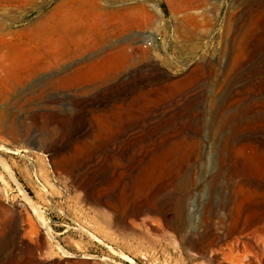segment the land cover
<instances>
[{"label": "rangeland", "instance_id": "1", "mask_svg": "<svg viewBox=\"0 0 264 264\" xmlns=\"http://www.w3.org/2000/svg\"><path fill=\"white\" fill-rule=\"evenodd\" d=\"M44 1L45 4L41 8H35L31 5L32 0H0V22L9 26L11 31L23 35L22 41L12 46L13 50L15 48L19 52L21 64L18 70L20 76L14 71L9 78L13 84L10 98L19 93L23 94L30 84H35L37 78L40 80L44 75L38 73L18 83L30 67L29 64L39 63L44 55H49L52 60L61 63L70 50L83 49L90 38L105 30H108L110 35L108 40L98 47V51L128 39L126 52L134 57V64L141 65L140 61H136L142 57L153 59L159 65L162 59H167L174 67L172 70L175 72L172 75L176 81L165 85L157 81L159 79L149 81L144 78L135 84L128 83L126 74L131 69V62L117 58L121 55L120 51L106 55L102 60L103 62L110 56H115L118 60L108 67L112 72L110 76L106 70L101 69L100 76L84 83L56 81L40 91L26 94L18 101L12 98L8 102V99L2 98L8 80L0 79V118H12L15 125L29 127L36 136L47 134L55 141H59L63 136L64 139L67 138L65 145L52 154L41 147L38 140L30 143L19 137L13 139L4 131H0V221H8L15 212L24 216L27 213L34 222L37 216H43L52 228L51 234L45 236L47 244L57 259L64 258L58 247L66 250L71 258L69 264H87L91 261L106 264L110 260L115 264H201L202 260H195L193 254L190 255L197 249L192 241L196 225L198 226L210 199L215 201L216 194L209 193L206 181L194 184L197 176L196 164L186 166V156H179L175 165L163 156L155 160L156 164L149 165V157L158 156L159 151L155 149L158 140L149 134V128L157 125H149L148 122L168 117V122L158 123L159 136L165 138L171 132L192 127L196 118L202 117L203 121L207 117L206 107L214 79L223 70L226 55L220 57L210 74L207 64L198 59L200 50L191 56L187 51L178 49L179 44L184 41L173 25L174 18L181 20L185 17L186 23H190L192 15L197 17L198 21L201 20L200 34L197 35L196 42L202 49L222 48L224 42L219 36L226 17L232 15L233 22L236 20L238 23V31L243 36L246 50L252 51L251 59L246 62L251 66L237 77L238 87L236 86L235 91L239 89L237 98L240 100L237 105L227 106L224 113L228 115L239 112L245 104L255 101L264 107V92L258 93L256 89L257 83L262 80L259 76L264 73V1ZM186 3L190 5L188 9L180 8L181 4ZM54 7L59 11V20L53 22L46 19L43 25H38L37 30L45 35L44 40L50 38L51 41H35L32 38L33 26H30V23L47 15ZM7 10L14 12L16 18L5 16ZM99 18L102 23H99ZM28 49L32 51L26 52ZM259 54L260 56H257ZM65 64L67 62L63 65ZM160 66L161 70H167L166 66ZM191 66L195 69L190 72ZM246 66L247 64H244L239 69L243 70L242 67ZM193 92L195 94L190 100L191 103L188 101L181 106L177 105L182 101L183 95ZM232 94L228 92L227 96L232 97ZM83 98L94 100L81 105ZM259 109L260 107L253 109L249 114L239 113L238 118L234 119L227 116L229 126L227 125L228 129L224 131L227 145L232 143L231 145L238 147L242 142L251 143L248 139L241 141L236 137V133L243 131L246 126L264 125V114ZM74 114H82L81 117L87 121V125H92L91 132L82 136H71L68 133ZM153 114L155 118L152 117ZM233 121H236V124ZM209 143L210 141H204L205 155H210ZM212 153L213 156L209 159L215 161L217 155L215 156L213 150ZM72 171L84 172L88 179L87 195L72 185ZM162 190L168 192L171 204L169 218H166L168 221L165 224L161 222L164 227L162 226V232H157L158 235L151 230L149 232L145 224L141 223V217L144 215L129 213H133L139 203H154L159 194H162ZM96 194L114 207L116 215L111 224L104 222V216L110 215L111 210L103 204L93 202ZM102 208L103 210H100ZM220 243L216 242L212 248L219 247ZM9 250L10 248L0 249V259H3Z\"/></svg>", "mask_w": 264, "mask_h": 264}, {"label": "bare ground", "instance_id": "2", "mask_svg": "<svg viewBox=\"0 0 264 264\" xmlns=\"http://www.w3.org/2000/svg\"><path fill=\"white\" fill-rule=\"evenodd\" d=\"M168 1L171 2L173 0ZM255 1L259 2L264 0ZM44 4V0H32L31 2V5L35 8H41ZM189 6L190 5H188L187 3L181 4L180 8L188 9ZM4 15L8 18H16V14L10 10H7ZM190 17L192 19L190 23H186L185 17L181 20L178 18H174L173 25L175 26L176 30L183 36L184 41L183 44H179L178 49L187 51V53L191 56L193 53H197L198 50H200V52L198 53V59L204 61L207 64V66L210 68V74L218 64L220 57H222L224 54L226 55V63L221 73L218 76L215 75L216 77L213 83L214 86H212L213 89L211 92L210 100L208 99L209 104H207L206 107L207 117L204 118L203 121L201 119L202 117H198L196 118L195 125H193L192 127L189 126L183 128V130L181 131L174 133L171 132L165 138H160L159 136L158 123L168 122V117H162L163 119H152L148 122L149 125H157L149 128V134L154 136L156 140H158L155 149L159 151L157 154L158 156L149 157L151 159L148 163L149 165H154L157 163V161L155 160L163 156L165 157V159H170V163L175 165L176 163H178L177 159L179 156H181V158L186 156V166L196 164L195 167L197 169V176L194 184L197 185L203 181H206V186L209 193L216 194L214 198L215 201H212L210 199V203L206 206L202 218H199L200 221L198 226L196 225L195 227L196 229L194 232V240L192 242H194L197 249L195 250V252L190 254H193L195 260L196 258L202 260L201 264H203V262H206L208 264H264V125H250L243 128V131H238L236 133V137L238 139H240L241 141L248 139V142H251H242L238 147H234V145H231L232 143L230 145H227V138L226 136H224L225 129H228L226 127L228 125L229 118H238L239 113L241 115L249 114L253 109L259 107L261 109V112L264 114V107L260 104H257L256 101L247 103L245 105L243 103L244 106L239 110V112L236 111L230 113L233 110L232 109L230 112H228L230 114L227 115L224 113L227 106L234 104L237 105V102L240 100L237 98L239 89L237 90L238 92L235 91L238 83L237 77H240V75H242L244 71L248 70L247 67L251 66L246 62L251 59L252 51L250 52L246 50L244 40L242 39L243 36H241L238 31V23L236 22V20L235 23L233 22L232 15H228L226 17V20L224 19L225 23L223 25V31L219 36L224 42L222 48H220L219 50H208L206 48L205 50L202 49V47H200L196 42V39H198L197 35L199 36L200 34L201 20L198 21V18L193 15ZM59 18V11L57 10V7H54V9L47 15H44L36 21L30 23V26H33L34 30V33H32V38L35 41H51L50 38L44 40L45 35L42 34L41 31H37L39 29L38 25H43L46 19H50L54 22L59 20ZM206 21L207 20H205V22ZM99 23H102L100 18ZM0 29V79L8 80L6 82L2 98H5V100L8 99L9 102L13 98H10L9 96L10 92L13 89V84L12 82H10L9 78L13 75L14 71H16L20 76L18 70L21 64L19 60V52L15 48L13 50L12 46L16 44V42L22 41L23 35L11 31L10 27L4 25L3 22H0ZM108 32V30H105L101 34L90 38L83 49L70 50L65 55V59L60 61L61 63L52 60L49 55H44L42 56V59L39 63L32 62L31 65L29 64L30 67L25 72L24 77H21L18 83L22 79L25 80L32 78L35 75H38V73H44V75L40 78V80L39 78H37L38 81L35 82V84H30L23 94L19 93L13 99H15V101H18L19 99L25 97L26 94L33 93L34 91H40L56 81L69 80L76 83H84L88 80H94L98 77V75H101V69L106 70L105 72H107V75L110 76L112 72L108 70V67L111 64L116 63L118 60L115 58V56H110L103 62L102 60L106 57V55L109 56L113 53H118V51L121 52V55H116L117 58L119 57V59H123L124 62H131V69L126 74L127 80H129L128 83L135 84L144 78L149 79V81H155L156 79H159L157 81H160L165 85H170L176 81L174 79V76L172 75L175 72H173L172 70L174 67L172 66V63L167 59H162L160 64L166 66L167 70L165 71L161 70V66L155 60L150 58L145 59L142 57L136 61H140L141 65L134 64V57L131 56L130 53L128 54L126 52V49L129 45L128 39H123L115 46H111L105 50L98 51V47H100L101 44L108 40V35H110V33L108 34ZM28 46H30V43H28ZM29 50L32 51V49H28L25 51L27 52ZM257 56H260V54ZM66 62L67 64L63 65ZM244 64H247V66L242 67L243 70H240V66ZM194 69L195 67L192 68L191 66L190 72ZM251 73L252 72H250V74ZM122 75L123 74L121 73V76ZM259 77L262 80L261 82L257 83L256 89L258 93H261L264 92V73ZM228 92L233 93L232 95L236 97L227 96ZM194 94L195 93L193 92L183 95V97L181 98L182 101L178 102L177 105L181 106L183 103H188V101L192 100ZM71 98L73 99V97ZM92 100H94V98H88L86 100L84 99L83 101H81V105L90 103L89 101ZM189 103H191V101ZM75 114L72 118L73 120L70 119L72 120V126H69L70 130L68 133L71 136H82V134L84 135L91 132L92 125H87V121L85 122V120L81 117L82 114L79 115L80 117ZM154 115L155 114H153L152 117L155 118L156 116ZM227 116L229 118H227ZM251 116H253V114ZM92 117L94 116L92 115ZM235 122L234 124H236ZM0 131H4L13 139L19 137L20 139L29 141L30 143L38 140L41 143V147L45 148V150L47 151H51L52 154H55L54 152H57L60 147L64 146L67 139H64L63 136V138L59 139V141H55L53 137H50L47 134H39V136H36V134L33 133L29 127L23 125H15L13 119L6 118V116L0 118ZM63 131L64 130L62 129V133ZM102 133H104V130ZM206 140L208 142L210 141V155L204 154L203 146L204 141ZM212 150L214 151L215 156L217 155L215 161L209 159L213 156H211V154H213ZM51 160L52 162H55L54 159ZM181 164L183 163L181 162ZM73 171L72 173H70L72 185L75 188H80V191H82L84 195H87V177H85L84 172L73 173ZM0 179H2V176H0ZM93 179H95V177H93ZM168 187L170 188V186ZM169 190L170 189H168V191ZM162 191V194H159L154 203H139L137 204L135 211H133V213H129L130 215L136 216L141 214L144 215L143 217H141V223L145 224L148 231L151 230L156 233L162 232L163 225L161 222L165 224L168 221L166 218H169V206L171 203L169 204L168 192H164V190ZM170 194L172 195V193ZM100 198V195L96 194L93 198V202L98 205L103 204L106 207L110 208L111 213L110 215L104 216V222L107 224H111L112 218L116 215V213L114 212V207L109 203V201ZM100 210H103V208ZM124 220L127 221L126 217H124ZM51 231V226L44 219V217L40 215L37 216V220L36 222H34L29 218V216H27V213L26 216H24L22 214H16L15 212V214L8 221H0V249L10 248L9 253L3 259H0V264H69L71 262V258L68 252L66 253V250L58 247L61 253L64 254V258L57 259L54 255L53 250L51 249L49 244H47L45 236L50 235ZM4 236L8 238L5 239ZM158 237H156V239ZM219 241L221 242L220 246L217 248H212V245H214L216 242L219 243ZM84 257L82 256V258ZM87 264L99 263L91 261ZM106 264H115V262L110 260V262Z\"/></svg>", "mask_w": 264, "mask_h": 264}]
</instances>
